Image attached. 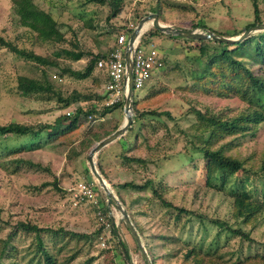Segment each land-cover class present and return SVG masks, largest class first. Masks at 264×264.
Listing matches in <instances>:
<instances>
[{"label": "rangeland", "instance_id": "rangeland-1", "mask_svg": "<svg viewBox=\"0 0 264 264\" xmlns=\"http://www.w3.org/2000/svg\"><path fill=\"white\" fill-rule=\"evenodd\" d=\"M109 1L32 0L60 34L49 42L20 26L12 0H0V38L45 61L21 58L0 44V126L37 130L76 109L95 112L79 115L75 129L61 136L49 129L33 136L0 134V264H49L42 250L50 264H145L87 166L94 137L103 139L122 125V103L102 114L103 74L94 68L81 75L94 56L110 51L122 26L134 29L154 12L162 25L226 38L254 21L251 0H119L115 17H109ZM255 4L264 23V0ZM141 36L164 56L163 68L132 90L136 118L107 146L108 155L93 156L96 171L152 264H264V123L251 120L263 113L254 88L240 68L222 62L207 68L211 47L202 54L197 42L169 38L150 21ZM77 53L81 57L73 60ZM241 55L232 58L263 78L264 68ZM218 121L236 124L227 129ZM206 151L239 162L241 169L221 173ZM87 181L100 200L104 229L95 209L73 197L76 184ZM245 204L257 208L247 221ZM237 230L248 239L232 232Z\"/></svg>", "mask_w": 264, "mask_h": 264}, {"label": "trees", "instance_id": "trees-1", "mask_svg": "<svg viewBox=\"0 0 264 264\" xmlns=\"http://www.w3.org/2000/svg\"><path fill=\"white\" fill-rule=\"evenodd\" d=\"M32 0H12L13 3V10L15 12V16L18 17V21L21 27L26 28L27 30H29L30 32L36 33L38 37L42 38L43 40L49 41V42H57L60 39V34L58 33V31L55 29L54 26V22L52 21V19L49 17L48 14H46L45 12H43L40 9H36L33 7ZM109 7H110V14L109 17H115L120 10V1L119 0H110L108 3ZM251 5H252V12H253V16H254V21L248 25H246L243 29L246 30L247 28L260 24L263 21L258 19V10H257V5L255 4V0H251ZM152 14H155L157 16L158 19V13L154 12ZM119 29V27H118ZM242 31V32H243ZM242 32H239L236 35H240ZM125 34L127 36V39L129 37V35L131 34V31H125ZM217 35V34H215ZM169 38H180V37H176V36H171L168 35ZM183 39V38H181ZM186 40V39H185ZM189 41H194V40H189ZM198 43V50L200 53H204L205 51H207V49H209L210 47L212 48V52L210 54V56L208 57L207 60V68L210 67L213 63H217V62H222L224 63V65L226 66H232V67H237L242 69V71L244 72V74L248 77L250 85L254 88V100L256 104H260L263 107V113H254L251 117L252 123L253 124H258V123H264V77H260V75L258 76H252L250 74V72L245 69L243 66H241V63L239 60H234L232 58V54L237 53L241 59L242 55H245V57H248L249 60L254 64L260 67L264 68V31L258 33L255 36H251L248 37L247 39H245L244 41L235 44V45H223L222 43H217L214 41H195ZM0 44L5 47L8 48L10 52L14 53L15 55L24 58V59H29V60H33V61H37L39 63H45V61L39 57L38 55L33 54L32 52H26L25 50H20L17 49L14 46H11L10 44L6 43L5 41H3L2 38H0ZM213 45L209 46V45ZM231 47L232 49L227 50L226 48ZM251 54V56H250ZM105 54L103 55H97L94 56L91 61H89V63L86 65L84 72L82 73V78L83 77H87L91 71L95 68L96 63L98 60L105 58ZM81 57L80 53H77L76 55L73 56V60H78ZM77 75H79V73H76ZM46 91L49 90L48 87L44 88ZM67 101H65V105L67 104ZM134 103L135 100L133 98H131V110L133 113V117H132V122H134L137 113L134 112L135 110L133 109L134 107ZM121 105L118 104L114 107H117ZM123 105V103H122ZM112 107V108H114ZM112 108H103V110L101 111L102 114H105L106 112H109ZM95 112H93L92 110H88L85 113H83L81 111V109H76V111L74 112V114L68 118V117H58L55 119L54 121V125L50 126H42L37 130H33L30 127L27 126H23V125H18V124H14V123H10L7 124L5 126H0V134L2 135H10V134H14V135H19V136H23V135H37L41 132L42 129H49V130H53V134L52 135H57V136H61L64 135L66 133H69L70 131L75 129V126L77 124V121L79 120V115H82L84 118L88 117V116H92L94 115ZM149 115H156V113L150 112ZM248 118L247 117L245 119L246 122H248ZM238 120H241L238 119ZM237 120V121H238ZM232 123V124H231ZM231 123H220L219 121L216 122V124L218 126H224L227 129H232L234 128L233 125L236 124V121H232ZM63 124V125H62ZM132 124V123H131ZM116 129V128H115ZM114 129V130H115ZM131 128L129 127L128 130H130ZM127 130V131H128ZM110 133L105 134L103 137L108 136ZM102 137V138H103ZM101 138H98L97 136L94 137V141H99ZM204 157L206 158V160L209 159L210 163L213 164L217 170H219L221 173L224 171H228V172H237L238 170L241 169V165L239 162H236L235 160H231L227 157H223L222 155L218 154V153H212V152H204ZM208 161V162H209ZM261 167L264 168V159L262 160L261 163ZM209 170V169H208ZM125 187H132L135 189H141L140 186H134V185H130V184H124L122 185V188ZM243 203V202H242ZM165 206H168L167 203H164ZM246 208L248 211H246V215H244L245 220L247 221L249 218H251L254 214V212L256 211V207L252 206V204H245ZM238 208V214L242 213V209L240 207ZM18 227L22 228L23 230H27V231H33L35 233H37L38 229L34 226H28V225H23L22 223L18 224ZM228 230L230 231V229L228 228ZM112 232L114 233V230L112 229ZM234 234H237L238 236H242L244 238H247L246 235H244L241 231H232ZM248 239V238H247ZM40 243V242H39ZM122 250H123V254L124 257L127 258V253L125 251V247L120 244ZM42 250V249H41ZM43 255L46 259V261L50 264L49 262V257L46 255V253L42 250ZM150 263L152 264V262L150 261Z\"/></svg>", "mask_w": 264, "mask_h": 264}, {"label": "built area", "instance_id": "built-area-1", "mask_svg": "<svg viewBox=\"0 0 264 264\" xmlns=\"http://www.w3.org/2000/svg\"><path fill=\"white\" fill-rule=\"evenodd\" d=\"M117 34L114 45L105 58L97 61L95 69L103 74L101 102L102 108H112L123 103L127 89V75L124 63V53L127 49V36L125 31H132V26H122ZM143 32V31H142ZM142 32L133 42L130 52L131 63V91L140 90L145 82L150 79L154 71L163 68L164 56L151 42H143ZM73 197L80 203H87L95 209V217L101 229L107 227L104 215L100 209V200L97 197L92 182L78 183L73 188ZM106 205L108 202L106 201Z\"/></svg>", "mask_w": 264, "mask_h": 264}, {"label": "water", "instance_id": "water-1", "mask_svg": "<svg viewBox=\"0 0 264 264\" xmlns=\"http://www.w3.org/2000/svg\"><path fill=\"white\" fill-rule=\"evenodd\" d=\"M150 21L151 26L158 32L163 33L165 35H171V36H176L180 37L186 40H194V41H214L217 43H222L225 45H235L238 44L248 37H250L253 33L255 32H263L264 31V23H260L254 26H251L244 30L240 35L235 36V37H222V36H217L214 35L208 31H195V30H184V29H177L173 28L167 25H162L158 22L157 16L155 14H150L142 19H140L137 22L136 27L133 29L131 34L128 37L127 43H126V51L124 53V63H125V70H126V75H127V89H126V94L123 99V105H122V110L124 114V121L122 125L117 128L115 131L110 133L108 136L104 137L103 139L99 140L88 152L87 155V166L89 169L90 174L92 177L95 179L99 187L102 189L107 202L112 204L117 211L121 215V219L124 223V226L128 230L129 234L131 235L133 241L135 242V245L137 246L141 258L144 261L145 264H151L150 260L148 259V256L146 255V252L144 251V248L142 247L140 240L130 223L127 214L123 210L122 206L119 204V202L116 200V198L112 195V193L109 191V189L106 187L104 184L102 178L96 171L94 167V162H93V156L98 153L103 147L106 145L112 143L114 140L117 138L121 137L131 126L132 123V117H131V98H132V91H131V74H130V69H131V63H130V52L132 50V45L133 42L136 40V38L139 36V34L142 32L143 27L146 25V23Z\"/></svg>", "mask_w": 264, "mask_h": 264}, {"label": "crops", "instance_id": "crops-1", "mask_svg": "<svg viewBox=\"0 0 264 264\" xmlns=\"http://www.w3.org/2000/svg\"><path fill=\"white\" fill-rule=\"evenodd\" d=\"M125 133H126V132H125ZM125 133H124V134H125ZM124 134H123V135H124ZM123 135H122V137H123ZM116 140H118V139H116ZM116 140H114V141H113L112 143H110V144H114V142H115ZM110 144H108V145H106L105 147H103L98 153H96L95 156L98 157V156H101V155L106 154V151H105V150H106V148H108L107 146H110ZM103 150H104V151H103ZM106 155H108V154H106ZM114 156H115V154L113 155L112 162H114V161L116 162V161H117V159H116L117 157L115 158ZM114 164H115V163H114Z\"/></svg>", "mask_w": 264, "mask_h": 264}, {"label": "bare ground", "instance_id": "bare-ground-1", "mask_svg": "<svg viewBox=\"0 0 264 264\" xmlns=\"http://www.w3.org/2000/svg\"><path fill=\"white\" fill-rule=\"evenodd\" d=\"M144 27H145V26H144ZM144 27H143V30H144ZM143 30H142V31H143Z\"/></svg>", "mask_w": 264, "mask_h": 264}]
</instances>
